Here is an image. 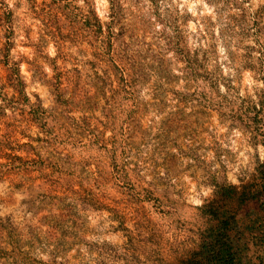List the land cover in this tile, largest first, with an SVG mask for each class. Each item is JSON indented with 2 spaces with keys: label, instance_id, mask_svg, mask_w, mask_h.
<instances>
[{
  "label": "clouds",
  "instance_id": "1",
  "mask_svg": "<svg viewBox=\"0 0 264 264\" xmlns=\"http://www.w3.org/2000/svg\"><path fill=\"white\" fill-rule=\"evenodd\" d=\"M45 3L53 0L0 2L22 25L11 55L27 56L18 66L27 103L15 112L6 106L14 95L11 89L7 99H0V141L17 128L12 147L0 153V232L5 233L0 237V264H166L161 250L171 253V246L197 227L221 178L240 187L244 175L264 169V138L258 135L264 132L258 129L264 123V0H59L61 22L69 27L75 23L84 33L79 40L59 43L38 15ZM29 31L34 42L41 36L44 40L39 76L29 63L36 59L35 48L21 46ZM134 67L143 79L129 84ZM60 68L65 77H75L72 96L63 98L73 103L67 113L52 87ZM98 80L110 86L100 91ZM81 91L85 103L93 101L90 107L77 102ZM38 101L48 117L43 122L47 134L35 121L29 126L24 119ZM141 105L139 125L150 129L153 139H158L166 113L182 109L190 118L204 105L206 121L180 133L158 159V149L146 148L147 142L135 147L126 143L129 114ZM100 134L102 141L96 139ZM23 145H46L40 159L59 154L73 165V171L58 170L59 176L87 173L86 180L60 197L66 205L75 201V235L65 230L59 239L50 236L56 225L45 218L59 216L60 208L55 200L47 208L38 207L46 177L38 172L25 176L19 170L26 156ZM121 170L128 174L130 187ZM82 184H90L113 205L138 193L135 203L144 222L122 224L112 207L81 199ZM256 247L250 244L246 256L253 254L252 264H264V255L253 253Z\"/></svg>",
  "mask_w": 264,
  "mask_h": 264
},
{
  "label": "rangeland",
  "instance_id": "2",
  "mask_svg": "<svg viewBox=\"0 0 264 264\" xmlns=\"http://www.w3.org/2000/svg\"><path fill=\"white\" fill-rule=\"evenodd\" d=\"M2 2V0H0ZM40 13L38 15H43L45 21L47 22L46 27L48 33L58 40V43L64 40L72 39L79 40L84 33L80 31L77 24L73 23L69 27L68 25L61 22L59 14L64 11L60 8L59 0H53L51 5L45 3L39 6ZM66 15L69 16L70 13ZM22 25L18 23L17 18L14 14L9 13L6 10V6L0 7V99H7L8 90L14 93L11 100H8L6 106L11 108L12 111H16L17 107L27 103V99L24 95V83L22 77L19 75V64L27 60L25 54L17 53L18 59L13 58L11 55V50L16 48L17 45L13 42L16 38V32ZM28 37L27 43L21 41V46H31L36 50V59L29 61L32 65V69L36 76L40 75V70L38 67V62L41 59V52L44 45L43 37L41 36L40 42L36 43L31 39L32 33L26 32ZM89 35L91 31L89 30ZM86 38V37H85ZM54 63V62H53ZM195 71V69H193ZM58 76L54 78L55 82L52 87L56 90L55 94L61 98L62 112L67 113L72 110L73 103L65 102L64 96H72L73 94V81L75 77L64 76L63 69H58ZM133 75L129 77L128 83L131 84L137 79H143V73L139 68L134 67L132 69ZM96 86L98 90L102 91L104 86H110V82L107 80L96 81ZM81 88L83 89V83H81ZM85 93L81 91L76 100L83 107H90L93 104L92 100H88L85 103L84 100ZM163 99H161V110H163ZM30 114L25 115L24 119L31 126V123L35 121L38 125L42 126V130H45L47 134V129H43V122L48 118L43 112L39 110V101ZM2 109H0V115H2ZM207 109L204 105H201L199 111L192 113L189 118L183 113L181 109L175 113H166L165 118L162 121V127L158 130V139H153L150 137V129H142L139 125V120L143 115V106H137L136 111L129 114L127 121V128L125 135L128 139L126 143L135 147L140 143L147 142L146 148L158 149L156 156L158 159H162L165 154V148L169 147L171 144L175 143V138L183 132L194 130L200 127L206 121ZM23 112V109H21ZM52 115V113H49ZM59 117L61 113H56ZM245 115V122H249L247 114ZM264 120V117H261ZM62 123H68L64 120ZM255 127V126H254ZM258 129L264 130V123L258 125ZM17 128H11L8 132L6 138L0 141V153H3L4 148L12 147L15 142V133ZM258 135L264 138V132H259ZM254 138L256 136L254 135ZM98 141L103 140L102 134L96 137ZM17 147H21L17 144ZM23 149L26 152V156L21 158L19 170L25 172V176L31 175L32 172H38L40 177H46L45 182L40 185V191L44 195L37 201V205L40 208H47L49 204L55 200L56 206L60 208V215L57 217H46L45 220L50 225H56V230L50 232V236L53 239H59V234L67 230L69 235H75L79 231L78 218L74 215L75 213V201L72 205H66L60 197L65 196L68 191H71L76 183L87 178V173L80 170V174L76 178H71L68 176H59L58 170L62 169L65 172L73 171V165L59 157V154L51 156L50 159H40L39 151L43 150L47 152V146L41 145L39 149H31L30 145H23ZM36 156L33 159V156ZM15 158H13L14 160ZM171 159L169 158L167 164L171 166ZM264 169H261L256 174H246L242 179L240 187H232L235 191V195L232 199H221V187H227L228 185L223 182L221 178V183L214 192V199H211V203L214 208H217L218 214L222 210H226L233 215L234 223H232L231 234L234 237H240L244 239L242 242L249 248L250 244H255L257 247L255 249H262L264 247V179H263ZM103 174L107 176L109 173L104 171ZM121 177L125 179V184L130 187L129 180L127 179L128 174L121 170ZM25 177L21 176L19 179L23 180ZM81 199L94 204L96 206H108L112 207L114 212L117 214V218L121 220L122 224L134 220L137 224H142L144 222V214L141 208L135 203L138 193L131 192L129 195L123 198V202L113 205L111 201H106L101 199L99 194L91 189L90 184H82L79 192ZM223 201V205H222ZM207 203V202H206ZM222 205V207H221ZM215 215H218V214ZM221 217V214H219ZM224 218V216H222ZM221 217V218H222ZM77 225L73 227V225ZM215 220L207 221L205 217L197 220V227L193 228L190 232L184 233L183 238L179 239L175 245H172V252H168L167 249L161 250V255L165 257L166 264H174L173 259L179 254V252L184 250H191L194 243L197 241L198 233L206 225H214ZM246 229V230H245ZM126 230V229H125ZM5 235L4 232H0V237ZM7 235L9 237L13 236L11 231H8ZM130 238L134 240L135 238L131 233H128ZM254 250V249H253Z\"/></svg>",
  "mask_w": 264,
  "mask_h": 264
},
{
  "label": "trees",
  "instance_id": "3",
  "mask_svg": "<svg viewBox=\"0 0 264 264\" xmlns=\"http://www.w3.org/2000/svg\"><path fill=\"white\" fill-rule=\"evenodd\" d=\"M220 190L222 191L221 199H232L235 195L231 186L221 187ZM218 210L211 202L206 203L205 208L201 210L203 217L207 221L215 220V224L206 225L203 230H200L193 248L191 250L182 249L173 259L174 264L177 262L180 264H252L253 254L246 256L248 248L242 242L244 239L231 234L230 227L234 223L233 215L228 218L230 213L221 208L219 214L221 217L224 216L221 218L217 213ZM216 213L218 215H215ZM256 251L264 255V247L260 250L254 249L253 253Z\"/></svg>",
  "mask_w": 264,
  "mask_h": 264
}]
</instances>
